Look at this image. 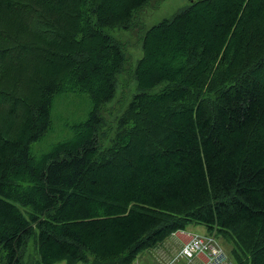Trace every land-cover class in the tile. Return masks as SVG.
<instances>
[{
    "label": "trees",
    "instance_id": "16d2710c",
    "mask_svg": "<svg viewBox=\"0 0 264 264\" xmlns=\"http://www.w3.org/2000/svg\"><path fill=\"white\" fill-rule=\"evenodd\" d=\"M148 1L0 0V262L22 264L36 235V264H134L197 223L236 264H264V0H193L148 28L105 146L127 55L103 27ZM71 92L89 94L87 119L33 155Z\"/></svg>",
    "mask_w": 264,
    "mask_h": 264
},
{
    "label": "rangeland",
    "instance_id": "374dc122",
    "mask_svg": "<svg viewBox=\"0 0 264 264\" xmlns=\"http://www.w3.org/2000/svg\"><path fill=\"white\" fill-rule=\"evenodd\" d=\"M192 1L193 0H149L144 7L137 10L134 14L133 25L131 27H103V30L106 33L124 42L127 63L125 69L119 73L115 96L106 102L102 108L101 115L104 118V125L100 129V142L102 145H110L119 117L126 110L133 95L138 92L137 82L133 78L132 72L136 67L138 60L143 55L142 37L146 30L164 19L172 18L174 15L187 8ZM162 85L163 84L157 85L149 89V91L155 92L159 90ZM91 108L92 101L89 94L86 92H71L57 95L54 99L51 113L52 127L43 138L32 143V154L40 156L49 152L54 144L72 137L73 126L85 121ZM20 207L25 215L28 216L30 208L22 205ZM203 231L208 232L207 227L197 223L189 224L185 229H178L172 232L170 236L165 238L155 247L140 252L134 264H167L168 261L181 252L187 241V232L203 234ZM176 238H178L180 242L178 245L174 241ZM216 238L218 240L217 242H219L221 247H223L227 253L230 261L229 264H236L231 256L232 243L221 235L216 236ZM164 254L176 255L168 260H164ZM197 256L199 255L194 256L190 263H188L186 258H183L180 261L183 260V264H200L198 261H195ZM39 258L37 237L36 235H33L27 239L26 244L22 249V264H36ZM178 262L179 260L176 263ZM0 264H5V262L1 261ZM57 264L66 263L59 262ZM201 264H203L202 260Z\"/></svg>",
    "mask_w": 264,
    "mask_h": 264
},
{
    "label": "built area",
    "instance_id": "2783aa9c",
    "mask_svg": "<svg viewBox=\"0 0 264 264\" xmlns=\"http://www.w3.org/2000/svg\"><path fill=\"white\" fill-rule=\"evenodd\" d=\"M187 241L185 242L180 254L168 261L167 264H174L179 257L186 258L190 263L194 256L204 255L203 264H229V258L223 247L217 242L214 235H204L199 233L187 232Z\"/></svg>",
    "mask_w": 264,
    "mask_h": 264
},
{
    "label": "crops",
    "instance_id": "0c3cea01",
    "mask_svg": "<svg viewBox=\"0 0 264 264\" xmlns=\"http://www.w3.org/2000/svg\"><path fill=\"white\" fill-rule=\"evenodd\" d=\"M200 227H201V226H200ZM198 230H199V229H198ZM202 233H203V234H206V233H209V232H205V231H203ZM184 240H185V238H184ZM174 241L176 242L177 245L180 244L178 238H176ZM181 244H182V242H181ZM172 245H174V244H172ZM182 245H183V244H182ZM175 255H176V254H164L165 258H163V259H164V260H168V259L172 258V257L175 256ZM163 259H161V260H163ZM195 259H196L195 261H198V262L201 264V260H202V263L205 261V256L201 254V255L197 256ZM180 260H181V259H180ZM180 260H179V262L176 263V264H183V260H182V261H180Z\"/></svg>",
    "mask_w": 264,
    "mask_h": 264
}]
</instances>
